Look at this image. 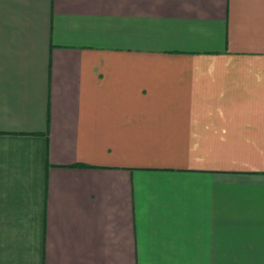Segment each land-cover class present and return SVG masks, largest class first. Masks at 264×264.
<instances>
[{"label":"crops","instance_id":"obj_1","mask_svg":"<svg viewBox=\"0 0 264 264\" xmlns=\"http://www.w3.org/2000/svg\"><path fill=\"white\" fill-rule=\"evenodd\" d=\"M0 264H264V0H0Z\"/></svg>","mask_w":264,"mask_h":264}]
</instances>
